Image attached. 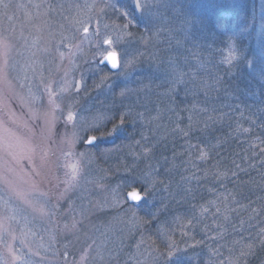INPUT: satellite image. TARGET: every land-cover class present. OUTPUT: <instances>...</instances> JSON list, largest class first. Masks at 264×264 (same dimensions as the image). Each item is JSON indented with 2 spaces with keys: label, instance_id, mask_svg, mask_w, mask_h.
<instances>
[{
  "label": "rangeland",
  "instance_id": "1",
  "mask_svg": "<svg viewBox=\"0 0 264 264\" xmlns=\"http://www.w3.org/2000/svg\"><path fill=\"white\" fill-rule=\"evenodd\" d=\"M110 2L114 9L107 15L97 17L94 9L86 10L93 19L84 25L90 32L84 33L82 28L70 30L69 21L77 18L72 5L102 7L103 0H0V264H154L159 252L165 251L168 236L178 248L175 229L157 234L172 213L162 192L137 209L135 203L125 204L124 195L120 204H114L111 190L119 185L121 193L130 191L128 179L148 171L149 165L159 172L156 153L164 150L160 130L176 116L164 111L162 120L149 117L156 115L160 102H180L185 94L180 87L172 99L164 95L170 55L191 72L193 64L194 71L198 69L195 55L211 57L212 64L213 47L211 53L205 52L213 36L220 45L218 63L225 66L232 55L233 63L245 62L241 42L258 47L264 41V0ZM97 19L103 23L98 25ZM127 20L132 22L131 40L119 28ZM104 23L115 27L105 30ZM157 32L158 39L152 37ZM61 34L75 38L58 43ZM97 35L115 43L104 45ZM149 38L151 43L145 44ZM4 40L10 45L6 53ZM108 51L119 53L121 67L116 72L100 64ZM137 52L143 57L133 68H125ZM105 76L108 79L101 83ZM73 79L83 81L78 94L71 86ZM124 88L131 92L122 99L119 93ZM185 96L187 104L198 101ZM129 106L144 112L145 119L112 129L118 113ZM69 111L74 115L101 111L108 119L84 133L78 121L67 119ZM88 135H95L96 142L89 146L79 142V137ZM137 140L152 147L150 155L133 156L141 152ZM73 165L76 179L71 178ZM153 205L163 213L157 220L147 215ZM132 212L141 218L136 227ZM177 253L174 264H189L178 260Z\"/></svg>",
  "mask_w": 264,
  "mask_h": 264
},
{
  "label": "trees",
  "instance_id": "2",
  "mask_svg": "<svg viewBox=\"0 0 264 264\" xmlns=\"http://www.w3.org/2000/svg\"><path fill=\"white\" fill-rule=\"evenodd\" d=\"M210 30L215 35L216 32ZM213 37L205 53H211L213 47L212 74L218 77L219 87L209 93L207 100L201 94L193 96V101L198 100L201 107L209 109L207 114L198 116L200 120L206 115L226 113L224 119L210 123L205 131L200 130L202 124L189 130L186 106L191 103H186L185 94L181 95L185 101L180 98V102L169 100L157 104L165 111L172 105L181 118L185 116L184 120L175 117V121L171 116L173 121L162 125L159 144L164 150L156 153L155 161L159 162V173H162L158 178L170 185L169 191L177 194L173 200L167 193H161L164 204L172 212L166 218H169L167 225L169 230L175 229L174 232L182 237L178 238V260L189 261V264H219L220 261L223 264L230 261L264 264V247L258 242L259 229L264 227V157L260 155L264 149L261 143L264 140V127H261L264 124V57L259 54V51L264 53V41L258 47L251 41L241 42L239 46L247 53L245 62L225 66L218 63L220 58L216 50L220 45ZM193 65L190 66L192 71L196 69ZM176 123L189 131L187 137L174 131ZM244 128L250 131L240 130ZM196 146L209 153L206 160L196 159ZM165 169H168L167 173ZM218 171H225L226 178L217 180ZM209 201L217 203L201 217L199 208L208 206ZM215 207L220 208V213L214 217ZM225 216L228 218L224 219ZM175 217H183V228ZM193 217V225L187 226V220ZM183 233L187 235L184 237ZM248 243L255 245L254 254L240 256L242 250L247 251L245 245Z\"/></svg>",
  "mask_w": 264,
  "mask_h": 264
},
{
  "label": "snow or ice",
  "instance_id": "3",
  "mask_svg": "<svg viewBox=\"0 0 264 264\" xmlns=\"http://www.w3.org/2000/svg\"><path fill=\"white\" fill-rule=\"evenodd\" d=\"M138 6H140L138 4ZM72 7L76 8L77 10V18H74L72 21H69L70 30L72 31H79V28L83 29L84 33H89L90 28L85 27L84 25L88 24L90 25L92 22L93 17L91 15L87 14L88 9H94L95 15L99 17L101 14L107 15V12L109 9H114V6L111 4L110 0H103V6L100 7L97 4L93 3L91 5L85 3V4H76L72 5ZM114 13H116L115 10H113ZM123 15V14H121ZM103 23L102 20L97 19V24ZM77 25L79 27H77ZM132 25V22L130 20H127L126 23H122L119 25V28L121 32H124L128 38V40H131L134 38V33L131 32L129 29ZM110 27H115L114 24H108L104 23L103 28L105 30H108ZM161 34L159 32L153 33L152 37L159 38ZM71 38H75V36H64L61 34V41H58V43L68 40ZM97 39L101 40L102 44L104 45H112L115 43V40L112 38H102L101 36L97 35ZM151 39L145 41V44L151 43ZM176 44L179 45L180 41L177 40ZM70 46V45H69ZM3 47L5 49V53L9 49L10 45L7 40L3 41ZM76 51H80V48L77 47ZM144 53L137 52L135 55L131 56L126 63L124 64L125 68H133L136 63H138V57H143ZM153 55L154 58V54ZM61 56H63V53H61ZM119 53L117 51H108L106 55H104L103 60L108 61L111 63L112 68H120L121 62L118 60ZM75 57L76 52H73V58L70 61L72 64L75 63ZM196 64L198 65V69L196 71L187 72L183 68H181L176 60L175 56H169L168 57V71H169V87L167 88L164 95H168L170 99H172V94L177 91L178 88L182 87L184 90L185 95H192L194 97L199 96L201 94L204 95L205 99L209 97V93L213 90H216L219 87V79L218 77H214L212 74V70L210 68L211 64V57L205 58L203 55H195L193 57ZM235 59V56L232 55L230 58H228L225 62L229 65L232 63V61ZM200 70H203L205 72L204 76H200L198 73ZM108 77H101V83L106 81ZM72 87L77 89V94L80 89L83 88V81L76 82L74 79L72 81ZM99 86V85H98ZM65 89L61 88V92H64ZM131 92L130 89L124 88L121 89L119 95L122 99L126 98L129 93ZM186 110L188 111V129L191 130L198 125H203V127L200 129L201 131H205L208 129L210 123H215L217 120H223L224 117L227 115L226 113H219L217 116L213 115H206L203 120H200L198 117V114L203 113L207 114L209 112V109L207 107H201L199 103H192L191 106H186ZM163 109L157 108L156 115L149 117V120H158L162 119L164 116ZM167 111L172 113L174 116H176L177 120L180 119V114L174 110V108L170 105L167 108ZM215 112V109L212 110ZM67 119L70 121H73L76 123L79 122L80 129L86 133L91 132L93 129L101 127L103 123L108 119V116L101 111L98 112H89L88 114H79L78 112L73 114L72 111H69L67 114ZM145 119V113L135 111V109L132 106L127 107L124 110H121L118 113L117 118L115 119L117 122L113 123L112 129H115L117 125L124 124L126 121L131 123H136L137 121H143ZM261 127H264V124L261 125ZM244 132H249L250 129L244 128L240 129ZM174 131H178L182 133L184 137H187L189 135V131H185L184 128L180 126V123H176ZM108 134V133H106ZM76 135V133H74ZM96 139L95 135H88L86 138L83 136L79 137V142L82 144H85L87 146L91 145L93 141ZM141 140H147V137L142 136ZM141 140L135 141L137 146H141V152L138 153H132L134 157H147L152 152L151 146H142ZM262 144H264V140L261 141ZM189 147L191 148L192 145L190 144ZM198 149V155L196 156V159L199 160H206L208 158L209 153L204 150V148L200 146H196ZM81 155H85V153H81ZM175 155V154H174ZM261 157H264V149H261L260 152ZM262 163H264V160H262ZM194 166V165H193ZM236 167H239L237 165ZM72 174L71 178L76 179V166H72ZM133 173H135V169H132ZM168 169H165L164 172L167 173ZM162 175V173H159L158 171L151 168V165H149L148 171H142L138 175L134 174L128 179V185L131 186L130 191H126L121 193L120 186L118 185L116 188L111 190L112 193V201L114 204H120V197L121 195L126 196L125 204L130 202H136L135 207L137 209L142 208L146 205V203L149 201V197L151 196L153 199H156V194H159L160 192H165L168 194V196L172 197L173 200L176 199V193L169 191L170 185L164 183V181L160 180L158 177ZM233 176L236 175L235 172L232 173ZM227 173L225 171H218L216 173V179L221 180L222 178H226ZM186 191L190 192L191 189H187ZM223 199L227 200V196H222ZM183 197H181V200ZM232 199H235V197H232ZM107 203V201H105ZM216 201H209L208 206L201 205L199 208V215L201 217L204 216L205 213H208L211 209V207L216 205ZM123 206V205H122ZM255 212L256 209H253ZM220 213V208L215 207V212L213 213V216L215 217L216 214ZM162 211L160 207H156V205H153L152 210L147 213L148 216L152 217L153 220H157L160 215H162ZM132 216V226L136 227V221L138 219H141L137 216L136 212L131 213ZM228 217L225 216L224 219H227ZM177 222L180 223L181 228L184 227V220L183 217H175L174 218ZM192 219L187 220V225L192 226L193 220ZM199 221H197L198 223ZM144 224H148V220H143ZM213 223H215V219L213 220ZM243 224V221L240 222ZM167 221L160 224V227L157 229V234L159 235L162 231H168L169 229L166 228ZM208 226L205 225V228ZM187 235V233H185ZM259 237V244L261 247H264V227H261L258 232ZM168 243L165 244V251L159 252V254L154 258V264H174V256L179 251L177 248L175 241L172 239L171 236L167 237ZM247 251L242 250L240 252V256H248L254 254V248L255 245L252 243H248L245 245ZM219 264H223V261H220ZM229 264H236L235 261H230Z\"/></svg>",
  "mask_w": 264,
  "mask_h": 264
},
{
  "label": "water",
  "instance_id": "4",
  "mask_svg": "<svg viewBox=\"0 0 264 264\" xmlns=\"http://www.w3.org/2000/svg\"><path fill=\"white\" fill-rule=\"evenodd\" d=\"M101 64H104V63H107L108 65H109V67L113 70V71H116V70H118L119 68H112L111 67V63L110 62H108V61H104L103 59L101 60V62H100ZM96 140V139H95ZM95 140L93 141V143L95 142ZM92 143V144H93ZM130 202V201H129ZM130 203H136V202H130Z\"/></svg>",
  "mask_w": 264,
  "mask_h": 264
}]
</instances>
